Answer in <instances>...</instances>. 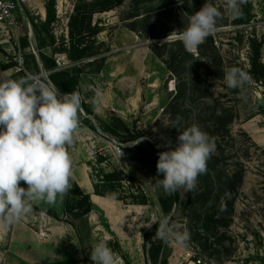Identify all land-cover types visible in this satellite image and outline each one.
I'll return each mask as SVG.
<instances>
[{
    "label": "rangeland",
    "instance_id": "rangeland-1",
    "mask_svg": "<svg viewBox=\"0 0 264 264\" xmlns=\"http://www.w3.org/2000/svg\"><path fill=\"white\" fill-rule=\"evenodd\" d=\"M33 1L16 14L19 18L18 38L0 45V61L6 65L14 66V53L27 48L30 51L24 54V59L30 72L35 68L30 56L32 49H50L53 58L63 56L68 64L61 72L68 73H75V70L94 72L98 67L100 70L106 60L123 59L125 54L133 51L151 55L152 62L149 65L147 62V68L153 73L139 77L140 94L136 96L135 111L128 117L129 127L125 125L128 132L123 131L115 119L121 115L111 108L104 121L94 120L84 103L94 96L91 92L78 94L83 96L81 108L84 112L91 115L94 124L105 136L118 142L123 151L119 158L105 157H109L107 164L100 165L97 157L94 162L88 161L90 176L111 171L119 173L114 195L120 200L113 201H118L121 206H140L142 210L136 220L126 217L133 226L129 229L130 234L136 230L135 225L144 222L145 227L156 224L157 229L156 234L146 241L140 236L138 252L134 253L133 248L127 246L123 248L127 254L124 255L114 238L101 231L92 234L83 217L55 213L54 218L46 212L49 209L32 208L34 214L23 221L34 227L41 240L50 235L46 226L48 220L71 226L79 244L69 246L67 256H73V252L80 249L82 258L78 261L83 260L86 264H93L90 254L98 242L107 244L118 257L119 264H153L150 257L154 247H159L157 264L163 259L166 264L176 262L190 251L216 264H264V0H246L238 18L227 14L224 0H192L191 3L190 0H123L110 11L92 15L91 27L97 30L95 35L88 37L92 42V54L76 62L68 60L63 53L54 52V49L68 45V22L75 6L94 0H39L43 13ZM206 2L221 12L217 30L210 36L215 56L219 58L217 65L223 72L222 79H216L210 69L208 72L196 71L193 61L197 49L190 52L179 39H167L172 32L183 31L188 15L198 11ZM163 43L167 45L159 47ZM253 46L258 53L260 79L250 72L255 52ZM184 51L190 55H185ZM202 51L206 56L212 54L205 46ZM169 53L176 55L179 62L174 74L168 69ZM117 63L121 64V60ZM232 67L245 72L250 83L241 88H229L225 74ZM194 72L201 73L206 91L202 97L192 91L190 78ZM193 124L208 133L216 149L207 161L206 173L198 177L195 190H178V199L170 204L166 216L162 212L166 194L156 182L161 178L154 169V159H149L148 146L151 145L158 155L170 150L177 144L179 131ZM218 174L235 176L233 192L221 193L223 189L217 183ZM211 184V194L206 191L200 196L199 193ZM140 196H145L146 205L129 204L131 198L138 200ZM133 211L139 212L137 209ZM131 241L129 238L127 245ZM134 242H137L136 238ZM65 248L62 250L68 249ZM25 249L14 251L0 244V264H58L75 260L61 258L59 248L55 249V254L50 253L51 261L45 259L42 248L40 253Z\"/></svg>",
    "mask_w": 264,
    "mask_h": 264
},
{
    "label": "clouds",
    "instance_id": "clouds-1",
    "mask_svg": "<svg viewBox=\"0 0 264 264\" xmlns=\"http://www.w3.org/2000/svg\"><path fill=\"white\" fill-rule=\"evenodd\" d=\"M224 2L228 15H242L246 0ZM220 18L217 7L206 2L188 15L183 31H174L167 39H179L191 52L217 30ZM225 82L229 88H241L250 77L232 67ZM81 102L77 92L62 93L30 75L0 80V221L6 227L25 219L33 201L54 204L71 190L74 162L69 148L80 132ZM215 149L214 140L200 126L179 131L176 146L159 153L156 170L163 178L156 181L158 186L169 195L180 189L194 191ZM22 182L27 187H21ZM90 259L93 264H119L104 242L93 245Z\"/></svg>",
    "mask_w": 264,
    "mask_h": 264
},
{
    "label": "crops",
    "instance_id": "crops-1",
    "mask_svg": "<svg viewBox=\"0 0 264 264\" xmlns=\"http://www.w3.org/2000/svg\"><path fill=\"white\" fill-rule=\"evenodd\" d=\"M33 2L40 11L41 4L39 5V0H34ZM27 35L29 36L30 33L28 32ZM51 51L50 49H47V51L34 50L33 53H31L32 55L30 56H32L35 67L33 71L37 70L38 65L44 70H49L43 57L52 58L53 60V53ZM151 58V55L147 54V52L133 51L129 54H125L123 59L112 58V60H106L103 68L100 70L98 67L94 72L88 71L78 74L77 92H91L94 96V98L84 101L86 109L92 114L94 120H97V122H99V120L104 121L109 116L107 113L108 109L111 108L121 115L117 117L128 126V117L135 111L137 107L136 96L140 94L139 77L149 75L151 72L153 73L151 69L149 73L147 68V62L148 65L152 62ZM119 60H121V64L117 63ZM145 70H147L148 73H146ZM11 78L20 79L21 77L14 74L11 66L0 61V80ZM98 93L99 95H97ZM70 154L74 162L72 167V179L75 181L82 194L89 195V201L93 205V209L83 217L86 220L90 232L92 234H99V231H101L103 234L114 238L124 255L127 254L124 252L123 248L127 246L132 247L134 253L136 251L138 252L140 236L143 238V233L149 229V227L144 226L145 222L144 224L135 225L134 229L136 230L130 234L129 229H132L133 226L127 221L126 217L136 220V215L139 213L142 214L141 207L135 205L121 206L118 201L93 194L86 151L81 145H78L70 150ZM20 186L27 187L23 182ZM32 208L49 209L53 210L56 214L63 213L60 197H57L54 204H49L43 200L33 201L31 210ZM133 209H137L139 212H134ZM106 211L110 213H106ZM130 211L133 212L130 213ZM31 212L30 214H34ZM103 223L107 228L104 227ZM46 226L48 227L50 235L46 240H41L34 230V227L24 222L23 219L7 227L0 221V244H5L10 250L14 251L23 250L26 247L27 249L31 248L33 252L36 251L40 253V249L42 248L44 249L43 255L45 259H50V261L52 260L51 254L54 253L56 248L57 250L58 248L60 249L58 250V254L61 255V258L69 257L67 256L70 253L69 246L79 244L73 228L69 225H63L62 223H52L51 220H48ZM99 227H101L102 230H99ZM129 238H132V241L130 245H127L129 244V242H127ZM135 238L137 242H134ZM64 248L66 250H62ZM69 258L80 260L82 258V251L79 249L78 252H73V256Z\"/></svg>",
    "mask_w": 264,
    "mask_h": 264
},
{
    "label": "trees",
    "instance_id": "trees-1",
    "mask_svg": "<svg viewBox=\"0 0 264 264\" xmlns=\"http://www.w3.org/2000/svg\"><path fill=\"white\" fill-rule=\"evenodd\" d=\"M122 2L123 0H94L93 2H89L80 7L75 6L74 14L70 16L68 22V29H69L68 45L66 47L62 46L57 50L54 49V52L65 54L67 59L72 62L79 61L91 55L92 53L90 52L91 51L90 47L92 45V42H90L91 40H89L88 37L95 35L97 32V30L94 27L93 28L91 27L92 15L94 13H104L110 11L116 6L120 5ZM166 45H167L166 43H163L159 47L162 46L165 47ZM203 46L211 49L212 52L211 56L205 55V53L202 51ZM253 48L255 52L251 59L250 72L251 75H253L256 79H260L261 76L260 73L258 72V62H257L258 53H257V49L254 46ZM184 54L188 55L189 53L184 51ZM168 58H169L168 69L172 74H174V72L176 73V70L174 68L175 67L178 68L179 62L176 59V55H174L173 53H169ZM43 59L49 70L54 68L55 65L52 58L43 57ZM193 62H194V66H197L196 71L201 70L204 72H208V69H210V73L215 75L217 77L216 79L218 78L222 79L223 72L219 67V65H217L219 63V58L215 56V47H213L212 45L211 36L207 37L206 40L197 48L196 57ZM212 65L215 66L212 67ZM262 72H264V69H262ZM78 73H79L78 70H75V73L55 71L49 75V80L52 83V85L58 88L62 93L77 92L76 87H77L78 75L76 74ZM200 75L201 73L198 72V74H196L194 72L192 73V76L190 78L191 87H193L192 91L197 93L199 96L206 95V91L203 88L204 83L202 82L203 80L200 79L201 78ZM115 119L119 123L123 131L125 132L129 131V129L125 126V124L121 120H119V118H115ZM105 131L111 132L108 129H105ZM148 148L150 150L149 159H154V169L157 173L156 163L159 158V155L156 153V151L153 149L151 145L148 146ZM101 160L102 158L100 157L97 158L98 162H100ZM158 175L161 179L163 178L162 175L160 174ZM234 177L235 176L232 174H226L224 176L222 174L217 175L216 177L217 183L221 185L223 189L221 192L222 194L233 192V190L235 189L234 188L235 182H233ZM119 178H120L119 173L116 171H111L110 173L107 174L97 173V175L94 177L90 176V181L93 188V194L112 200H120L114 195V190L116 189L118 182L120 180ZM71 183H72L71 190L68 192L66 196L61 198L63 202V213L67 215L74 214L75 216L82 218L86 216L93 209V205L89 201V195L82 194L72 178H71ZM212 188H213L212 184L209 187L207 186L206 188L203 189V191H201V193H199V195L202 196L206 191H209V193L211 194ZM166 199L167 201H164L162 212L164 215L168 216L170 212V204L175 203L178 199L177 192L170 195L166 194ZM129 204L146 205L147 200L145 196H140L138 200H136L135 198H131ZM34 209L37 210L38 208H34ZM46 212L49 213L52 217L56 218V214L53 210H46ZM156 229H157L156 224H153L149 229H147L143 233V240L146 241V239L149 238L150 236H154L156 234ZM158 248L159 247H154L151 252L150 259L152 260L153 264H157L156 259L158 254ZM119 255L121 258H123L121 254ZM146 255H147L146 257L149 258V254ZM58 264H86V262L83 260L82 261L66 260L64 262H59ZM159 264H166L165 259H163Z\"/></svg>",
    "mask_w": 264,
    "mask_h": 264
},
{
    "label": "built area",
    "instance_id": "built-area-1",
    "mask_svg": "<svg viewBox=\"0 0 264 264\" xmlns=\"http://www.w3.org/2000/svg\"><path fill=\"white\" fill-rule=\"evenodd\" d=\"M32 1L33 0H0V45L8 43L11 38H18L19 18H17L16 14L18 12H21L22 8L31 5ZM29 51V48H27L24 51H17L16 54L14 53L13 61L15 62V65L12 66L14 74H20L22 75V77L30 75L32 79L38 82L43 81V83L45 84L52 85L49 80V75L55 71L64 70L67 67L68 63L64 60V57L58 56L53 58L55 65L53 69L44 70L41 68L40 65H38L36 71L30 72L25 67L24 59V54L28 53ZM31 52L33 53V50H31ZM81 98H83V96ZM79 118L80 132L74 144L69 148V152L78 145H81L86 151L87 162H94L96 157H100L102 158V160L99 162L100 165L108 163L109 157L105 158L107 156H110L112 158H119L123 155V151L120 144L114 139L105 136L100 130V128L94 124V120L91 115L86 114L82 108H80L79 110ZM103 158L105 159L103 160ZM90 173H92L91 170ZM168 264L216 263L209 259L206 260L205 258L197 255L195 252L190 251L188 254H186L184 257H181L176 262H169Z\"/></svg>",
    "mask_w": 264,
    "mask_h": 264
},
{
    "label": "bare ground",
    "instance_id": "bare-ground-1",
    "mask_svg": "<svg viewBox=\"0 0 264 264\" xmlns=\"http://www.w3.org/2000/svg\"><path fill=\"white\" fill-rule=\"evenodd\" d=\"M39 5H40V3H39ZM40 11H41V13L43 12V9H42V7L40 6Z\"/></svg>",
    "mask_w": 264,
    "mask_h": 264
}]
</instances>
